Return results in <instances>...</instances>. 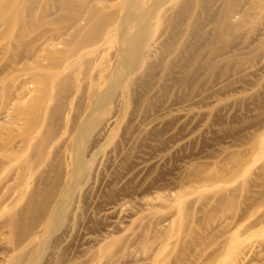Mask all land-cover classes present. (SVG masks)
<instances>
[{"label": "rangeland", "instance_id": "obj_1", "mask_svg": "<svg viewBox=\"0 0 264 264\" xmlns=\"http://www.w3.org/2000/svg\"><path fill=\"white\" fill-rule=\"evenodd\" d=\"M256 1L173 0L143 51L116 28L77 53L51 40L57 56L12 71L45 26L0 55V264H264V4ZM130 51L142 55V71H129ZM65 58L68 70L56 67ZM47 71L78 84L53 83L65 85L59 98L40 79ZM38 99L40 112H16ZM46 131L40 159L33 147ZM53 185L59 191L45 203ZM31 191L38 219L29 222L21 209ZM43 201L50 210L58 203L53 232L42 228ZM15 213L31 223L26 233L5 226Z\"/></svg>", "mask_w": 264, "mask_h": 264}, {"label": "bare ground", "instance_id": "obj_2", "mask_svg": "<svg viewBox=\"0 0 264 264\" xmlns=\"http://www.w3.org/2000/svg\"><path fill=\"white\" fill-rule=\"evenodd\" d=\"M124 2L127 3L123 4ZM172 2L173 0H160L158 4L159 7L154 12L149 13L147 9L150 7V6L148 7L150 0H0V40L6 41L5 47L3 48L4 45L1 47L3 49L0 51V55H2L4 52H7L8 50L16 51L15 43L20 44V42L21 43L24 42L25 39L29 36V33L33 32L34 29L36 30V28L38 27L41 28L45 26L46 27L49 26V29L48 30L45 29V31L37 35L34 34L35 37L32 42H30L27 39L28 42L27 44L25 43L27 45L26 46L27 51L25 50V47H23L24 48L23 51L24 52L26 51L24 55L25 57H22L21 54H19L20 56L16 57L17 60H14L13 62L9 60L10 62H12L10 66L12 71L20 70V67L25 68V66L28 63H30V61H32V63L35 61L37 62V60L41 57L39 55L42 53L48 52L50 58H52V56H57V54H54L53 51L50 50V47H53L50 45L51 40L60 39L62 41L61 44L71 47V49L74 50L75 53H77L81 49L95 47L103 39L112 37L115 34L116 28L120 33V35L122 34L121 36H123L124 38H133V43L136 46H138L140 50H142L145 47V45L154 37L155 33L158 31L157 21L162 16L164 10L168 9L172 5ZM257 3L262 5L264 4V0H257L256 4ZM107 8H111L113 11L105 12ZM122 13L124 16L120 20L118 17H120V15L122 16ZM68 14H70V17H68ZM68 19L71 20L70 22H72V24L64 28L61 25V23L63 21H68ZM81 25H85V26L82 27ZM12 27L15 28V32L13 34H10V29ZM48 31L54 32L52 39L44 38L45 33ZM220 31L225 34L232 32L231 28L227 26H223ZM64 37H68L71 40L66 42V40H64ZM36 43L39 44L36 45ZM25 44H22V46L23 45L25 46ZM124 55L126 58V64L131 65L129 69L130 72L137 73L144 69L145 64L142 60L141 54L138 55L130 51L129 53H124ZM81 58L82 57L79 56V58L77 59L78 63L80 62ZM11 59H13V57ZM66 60L67 58H65V61L63 62H57L56 67L58 68L64 67L65 69H67L69 65L66 64L67 63ZM78 63H76V65ZM7 65H8L7 67H9L10 64ZM47 72L40 77V79L43 80L45 86L46 84L53 86V83L55 84V82L59 81V79L63 81L66 80V82L72 80L71 83L72 86L74 87L76 86V84H78V81L74 79H70L69 77L67 78L57 77L56 74L54 75L50 72L48 73ZM58 84L59 83L53 86V90L56 91L57 93L56 96L59 97L62 94L61 92L65 85L62 84L58 85ZM130 86H131L130 82H126L122 85L123 97L126 102L130 92V88H131ZM41 94H43V97H46L47 95H49V91L44 88ZM42 101H43L42 99L33 100L31 104L27 107L18 106L16 107V112L17 111L19 112L21 111L23 113L33 112L34 114L35 112L36 113L40 112L44 105V104L42 105ZM53 112L52 114L50 113L48 120L49 118L51 120V115L54 118ZM85 118L83 119V123L84 125L89 127L92 118L90 116ZM37 124H39L38 119L34 125L36 126ZM47 131L42 135L39 143L33 147L34 154H37L40 157V159H42L45 155L44 154L45 152L42 150V148H40V146L43 145V143L49 139V134L51 132V131L49 132ZM79 157H80L79 154L77 153L73 154L72 163H74L75 160L78 159ZM75 170L73 169L71 170L70 179L64 182L65 186H63L60 191L57 185H53L52 189L49 192L48 197H46L45 194L41 195L45 203H50V201L48 200L52 199L55 193L57 195L58 191H59L58 195L61 194L62 198L67 197L69 193V185L71 186L72 180L75 179L76 177ZM21 178L22 176H20L19 181L21 180ZM21 195H23L22 192ZM35 196L36 193L34 191H31L26 197V201L23 209H21L22 217L23 216L25 217L26 215L29 219V222L37 221L38 219L37 214L35 215V212L37 211V203H35V199H34L36 198ZM44 201H43L44 204L43 209H45V211L43 213V216L45 219V223L43 224L42 228L45 233L53 232L54 227L52 226V224H49L48 222L51 223L52 221L57 219L54 210L56 209L58 203L55 202L54 204H52V210H50L51 207L49 209V205L46 206ZM20 219H21V215L15 213L5 221V226L10 231L13 232L22 224ZM28 224L26 225L22 224L23 225L22 229L24 233H26V231H28L29 227L31 226ZM111 247L112 245L108 246V248L105 250L106 255L110 254Z\"/></svg>", "mask_w": 264, "mask_h": 264}]
</instances>
